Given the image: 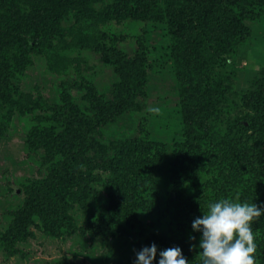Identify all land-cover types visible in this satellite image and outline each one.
Listing matches in <instances>:
<instances>
[{
	"label": "rangeland",
	"instance_id": "1",
	"mask_svg": "<svg viewBox=\"0 0 264 264\" xmlns=\"http://www.w3.org/2000/svg\"><path fill=\"white\" fill-rule=\"evenodd\" d=\"M13 2L21 19L44 5ZM122 3L91 2L94 20L67 11L49 34L53 61L47 53L29 54L15 73L16 106L0 107V264H134L136 252L153 242L158 249L179 245L189 264H201L192 220L220 198L258 201L250 185L260 179L257 156L264 149V111L256 106L264 93V8L233 17L222 34L213 30V41L237 31L215 55L211 46L203 54L194 48L190 24H175L173 39L166 21L136 19ZM179 5L159 1L158 8ZM98 47L122 64L143 58L146 80L129 108L91 133L97 149L86 155L92 160L83 168L87 186L55 196L71 160L50 148L63 130L48 122L51 108L93 119L123 83ZM205 59L217 63L209 80L201 70ZM34 189L47 215L34 210L15 236L20 211L37 200ZM263 216L253 222L257 247L264 246Z\"/></svg>",
	"mask_w": 264,
	"mask_h": 264
},
{
	"label": "trees",
	"instance_id": "2",
	"mask_svg": "<svg viewBox=\"0 0 264 264\" xmlns=\"http://www.w3.org/2000/svg\"><path fill=\"white\" fill-rule=\"evenodd\" d=\"M13 1L15 0H0V107H2L3 102L9 101L8 105L11 108L16 105L10 95L18 93V88L13 84L14 76L15 73L23 70L26 57L29 54L43 52L49 54V58L53 61L54 48L48 44L49 34L51 35L55 31L53 25L57 24L65 13L72 9H77L83 19L94 20L95 15L91 14L89 5L97 0H42L44 2L42 8L35 6V11L27 19H21L15 14ZM159 1L176 2L178 5L183 3L185 7H180L179 5V8L174 6L170 9L168 7V9L162 11L161 7L158 8ZM192 1L195 4L191 5L189 0H122V4H124V7L128 6L132 16L136 19L166 21L173 39L175 38L173 36L175 24L183 28L190 24L195 35L194 48L200 54H203L208 45L209 47L211 46L210 48H212L215 55L216 53L221 54L224 52L227 42L235 36L237 31L231 34H224L222 37L219 36L217 40L213 41V30L222 34L224 29L232 26L233 17L245 18L257 15L264 8L262 0ZM153 11L155 13H152ZM91 22L90 24L94 23V21ZM99 49L118 66L123 83L116 93L113 103L107 106L105 111L101 109L103 116H100V114L93 119L82 118L77 111H73V108L65 109L56 105L51 108L53 117L48 122L63 128V130L58 138L55 137L50 148H54L56 152H68L71 160L70 166L58 177L60 185L55 189L57 192L55 190L52 192L55 196L56 194H65L71 187L85 188L87 186L90 174L86 173L83 168L85 166L89 167L92 160L88 159L86 155L88 152H95L97 149L96 143L90 138L91 133L97 128L98 124L112 120L117 113L129 108L136 91L144 85L146 80V67L143 58L122 64L116 60L115 52H112L109 48ZM180 49V45L174 47L176 52ZM14 50L18 52L16 53ZM203 62L201 70L207 75V80H209L211 78L209 74L213 72V67L217 63L210 60L206 61V59ZM209 85L211 83L203 86V90L209 92ZM256 106L264 111L263 92L258 95ZM187 113L190 120L197 117L196 112L191 111L190 113L189 110ZM49 143L51 144V142ZM257 160L258 165L256 168L260 179L257 185L252 183L250 186L254 190L252 199L258 200L257 204L264 206V149L259 150ZM249 165L248 161L247 166ZM132 167L133 165L130 166V168ZM131 184H133L132 179L129 180V185ZM27 193H31V190H28ZM36 194H38L37 189H34L32 196L35 195L36 197ZM29 202H26V209L20 211L18 215L19 219L15 225L19 222L20 227L19 231H16L15 236H19L22 228L25 227L24 217H29L34 210L38 212L39 216L47 215L48 209L41 199L34 201V204L29 205ZM255 229H258V227ZM255 229L253 228V231ZM256 252L259 255L255 256V264H264V246L258 245Z\"/></svg>",
	"mask_w": 264,
	"mask_h": 264
},
{
	"label": "clouds",
	"instance_id": "3",
	"mask_svg": "<svg viewBox=\"0 0 264 264\" xmlns=\"http://www.w3.org/2000/svg\"><path fill=\"white\" fill-rule=\"evenodd\" d=\"M262 215L264 206L253 201L220 198L210 202L207 211L191 224L193 231L200 233L201 264H255L253 222ZM189 239L197 237L190 234ZM134 264H189V260L179 245L158 249L153 242L136 252Z\"/></svg>",
	"mask_w": 264,
	"mask_h": 264
}]
</instances>
